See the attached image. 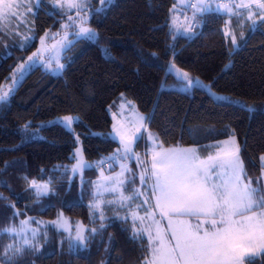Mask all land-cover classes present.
<instances>
[{"label": "trees", "instance_id": "obj_1", "mask_svg": "<svg viewBox=\"0 0 264 264\" xmlns=\"http://www.w3.org/2000/svg\"><path fill=\"white\" fill-rule=\"evenodd\" d=\"M48 1L32 7L35 12L28 20L35 38L24 47L13 32L0 31V91L13 88L0 102V230L17 228L22 220L47 221L60 212L87 226H100L101 214L96 212L92 220L90 207L97 168L83 170L81 176L88 179L81 185L69 165L76 136L91 161L118 145L107 134L109 109L121 94L146 115L148 126L166 146L204 145L236 136L247 177L257 184L264 152V20H257L255 30L246 22L235 48L232 37L225 35V23L248 14V9L232 16L211 8L197 12V0L193 6L185 0L177 11L180 25L198 26L174 34L169 21L175 0H112L103 2V8L100 0H93L87 23L95 38L78 37L61 52V73L32 65L14 86L20 76L16 66L37 47V36L58 26L65 14L48 9ZM183 73L199 86L189 88L187 80L179 88L165 86L178 83ZM68 114L77 116L72 130L51 122ZM204 148V155L212 150ZM33 179L48 181L53 191L37 197ZM108 213L103 215L105 226L82 249L70 248L63 228L40 226L39 250L24 246L14 264H145L146 237L135 238L130 219L121 213ZM16 237L0 233V254L10 244L23 246ZM244 264H264V252L244 257Z\"/></svg>", "mask_w": 264, "mask_h": 264}, {"label": "snow or ice", "instance_id": "obj_2", "mask_svg": "<svg viewBox=\"0 0 264 264\" xmlns=\"http://www.w3.org/2000/svg\"><path fill=\"white\" fill-rule=\"evenodd\" d=\"M111 2L112 0H107V4ZM65 3L69 10L75 8L79 12L87 9L90 0H65ZM251 4L264 9V0H249L248 3H242L237 7L249 8ZM23 6L16 0H0V21L5 18H18L20 16L18 10ZM95 11L100 12L102 9H95ZM195 19L194 15L193 20ZM260 19L264 20V16ZM69 21L67 27L72 26L71 16ZM23 22L21 20V23ZM80 23L83 24L85 21L81 20ZM196 26L198 25L193 23L185 31H191ZM253 30H255L254 26ZM0 31H3L2 24H0ZM229 34L225 32L226 36ZM76 35L86 39L95 38L93 30L83 26L79 28ZM46 36L41 37L42 45ZM232 43L236 44L235 36L232 37ZM43 50L38 49L28 57L26 64L20 66L17 71L21 79L24 72L30 70L36 63V58L43 54ZM63 67V64H58V68ZM184 80H187L189 88L199 86V81L189 79L187 73H183L181 77V81ZM18 82L14 80L13 84ZM8 95L9 93L0 95V102L5 101ZM137 118L141 122L148 119L143 116ZM62 122L71 130L72 117H64ZM142 127L143 123L141 127L131 132L117 129L116 135L120 138L121 147L107 161H100L99 166L102 167L106 162L130 159V154H134L132 145L143 138ZM150 140L158 149L151 152L150 162L135 155L138 166L141 167L139 179L142 191L133 190L131 195H124L125 185L130 181L120 177L124 176L125 172L131 171L124 164H120L121 172L116 176L105 177L108 183L103 186L108 192L120 193V207H130V202L144 196L137 207L143 209L145 216L133 214L134 218L141 221L143 227L137 229L134 225L133 235L143 241L146 234L149 255L145 258V264H242L241 258L246 253L254 252L257 248L264 250V195L260 194L262 191L260 182L257 181L258 186L253 187L252 180L247 178L243 161L239 156L240 149L234 137L218 142L213 146L216 149L215 154H209L206 158H201L198 149H164L162 145L156 144L155 137H150ZM79 152L80 149H77V153ZM260 159L261 167L264 168V156ZM82 167H89V165L84 164ZM76 170L74 167L73 172L75 173ZM31 186L35 189L37 197L48 195L53 191L48 184L37 185L36 181H32ZM101 195L99 190L93 194L94 202L90 205L93 216H96V210L100 208ZM103 203L111 205L115 202L107 200ZM157 213H159V219ZM182 217L194 218L195 222ZM98 219L101 221L99 229L83 230L77 227L74 238L71 234V226L64 229L69 232L70 248L82 249L87 246V241L104 227L102 221L105 217L101 214ZM161 220L167 221L166 229L162 226ZM29 223L28 220H22L19 231L15 226L0 230V233L17 235L24 233L23 246L14 247L10 244L0 254L2 264H14V257L25 251L24 246L35 251L39 250L40 229H30L32 234L28 237L26 226ZM51 223L54 227H62L55 221ZM85 231L89 234L86 235ZM46 238L45 231L43 239L46 240Z\"/></svg>", "mask_w": 264, "mask_h": 264}, {"label": "rangeland", "instance_id": "obj_3", "mask_svg": "<svg viewBox=\"0 0 264 264\" xmlns=\"http://www.w3.org/2000/svg\"><path fill=\"white\" fill-rule=\"evenodd\" d=\"M41 1L42 0H16L17 3L24 5L23 7H20L18 10L20 13V16L18 18H12V19L5 18L3 21H0V24H2L3 29L6 30V32H8V33L13 32L14 35H12V37L17 42L19 41L21 45H23V44H25V42H28V41L32 40L33 38H35V33L32 32V29H33L32 21L30 22L28 20V18L31 14H33L35 12L32 7L33 6H37V7L41 6ZM176 1H177L178 6H179V4H183L182 6L184 7L185 3L183 0H175V2ZM235 1L236 0H231L228 2H222V3L225 5H229V4L231 5ZM241 1H243V3L249 2V0H241ZM100 2L101 3L99 5V7L103 8L102 7L103 2L107 3V0H100ZM197 2L200 3V5H198V7L196 8V11L202 10V9L208 10L211 8V9H214L216 11H217V9H219V11H218L219 13L222 12V13H225L229 16L232 14V12H231L232 9L228 6L226 7L222 4H220L221 2L218 3L216 1H213V4H209L208 6H206L207 4L205 5V0H197ZM48 3L50 4L49 5L50 7H48L47 5H46V7L48 9H50L51 11L52 10L53 11L54 10H61L62 13H65V14H64V16L61 17L62 21L60 22V24L58 26L47 28L44 31H42L43 32L42 35L37 36L38 45L34 50H32V52L29 54L28 57L32 56V54L34 52H37L38 49H44L43 54L40 55L38 58H36V63H34L33 65H39L43 69H46V70L52 72L53 74H55V73H61L62 69H63V68L62 69L58 68V64H63L61 62V55H62L61 52L64 51L65 48L68 45H70L72 43V41H74L76 38L82 37V36L76 35V33L79 32V28L81 26H83V27H88V28L92 29L90 26H88L87 22L89 20L88 18L90 17V13L92 10L91 7H89V6L93 3V0H90V3H89L86 10H80L79 12H77V10L75 8L69 10L66 3H65V0H49ZM182 6L179 8L181 9ZM28 9H31V11H28ZM182 9L180 10V12L182 11ZM247 9H248V14H244V15L238 14V16H241V17L237 16L233 20L228 19V20H226V23H225L226 24L225 25V32L230 33L229 35L231 37L235 36V38H236V44L234 45L235 48L238 47V44H237L238 40H241L244 36V34L242 32V28L244 27V25H246V22L250 23L252 26L255 27L257 20L260 19L261 16H264V9L258 8V6L256 4H251L250 7ZM14 11H15V9H14ZM72 11H74V12L71 13ZM25 13H27V14L24 15ZM170 15H171V17H170V21H169V26L172 29H175V23L178 19V15H176L177 17H174V15L172 14V11H171ZM69 16L72 17V21H71L72 26L71 27L66 26L70 23ZM21 20H23L24 22L21 23ZM81 20L85 21V23L81 24L80 23ZM182 20L183 19H181L180 21H182ZM178 23L181 24V22H178ZM184 24H185L186 28L188 29L189 28L188 24L186 22ZM93 32L95 33L94 30H93ZM46 34H47V36H46ZM229 35H227V36H229ZM45 36H46L45 42H44V45H42L41 44V37H45ZM69 41H71V43H69ZM26 62H28V58L26 60H24L23 62L19 63L16 66L17 67L16 69L18 70L20 68V66L23 64H26ZM17 70H16V73L19 72ZM18 81H21L20 76H19ZM177 82L178 83H172V84L168 83L165 86L166 87H168V86L174 87L175 86V87L179 88V87H182L184 85V83L181 80H179ZM11 88L12 87H8L6 89H3L2 91H0V95H3L4 93L10 94L11 91L13 90V88L12 89ZM120 96L122 97V100H120V98H119L116 101L113 108L109 109V114H110V117L112 119V124L110 127V131L107 134L109 138L116 140L118 142V145L115 147V149L110 154L104 156L101 159H94L93 161H91V160H88L86 158L85 154L83 153L82 143H81L79 137L76 136L75 142L77 143V145L73 149V152H72L73 161L70 163L69 166H70V172L72 173V175L74 174V175L79 176L78 181H80L79 183L81 185H82L83 179H85V180L88 179V175H86V174H85L86 175L85 177L81 176L83 170L86 168L96 167L97 168V174L95 175L93 180H91L92 181V187H93L92 191H93V194L95 192H97V190H99L102 193V195L100 196V200L102 202L100 204V208L97 209L96 212H99L102 215H109L108 210H110V212L114 215H115L114 212L119 213V214L121 213L122 216L124 215V217H126L127 219H130L131 227L133 230L134 225L137 229L143 227V225L141 224V221L138 218H134L133 214H136V216H145V212L143 211V209L137 207V205L141 204V202L143 201L144 196H140L139 199H137L133 202H130V207H120V193L119 192H116V193L108 192L104 189L103 186L106 183H108L105 180V177L116 176L118 173L121 172L120 164H124V165H126L127 168L131 169L130 172H125L124 176L120 177L121 179H125L127 181H130V183H127L125 185L124 195H126V196L131 195L133 190L142 191L141 183H140V179H139L141 167L138 166V161L135 159V155H139L140 159L147 160L150 162L151 152L153 150H158V149H156L155 145L152 144L150 137H155L156 144L162 145V147L164 149H171V148L198 149L199 154L201 155V158H206V156L209 154H213V155L215 154L216 149H214L213 151H209V152H207V154L204 155L203 152L205 151V148H204L205 146L216 145L218 142L230 140V138H232V137L235 138V143L239 146L240 150H241V147H240L239 139L234 135L227 136L224 139L215 140L214 142H208V143H205L204 145L203 144L202 145H199V144H193V145L171 144L169 146H166L162 143V141L158 137V134L156 133V131H154L152 128H150L148 126L147 119L143 122L138 120V118H137L138 116L146 117V115L138 110V108L135 105V103L133 102V100L127 99L122 94ZM64 117H72L73 123L77 119L76 115L68 114V115H63V116L62 115L57 116L54 119H52L51 122H57L58 121L64 125V123L62 122ZM73 123L71 125V130L73 129ZM141 123H143V127L141 129V131L143 133V138L140 139L141 140V146H137V142L134 143V145H132L134 154H130L131 158L128 160H118V161H114V162H109V165L103 164V166L100 167L99 166L100 161L108 159L109 157H112L113 154L117 152V149L121 147L120 138L116 135L117 129H119L121 131L128 130L129 132H131V131H135L136 128L141 127ZM114 126H115V128H114ZM77 149H80L79 153H77ZM239 156L243 161V166H245L244 159L242 158L241 152H239ZM262 156H264V152H262L260 154V157H262ZM84 164L89 165V167H82V165H84ZM261 164H262V161L260 159V168H261L262 173H264V168L261 167ZM148 166L150 167V163ZM74 167L77 169L75 173L73 172ZM261 171L259 173L258 180H259L260 186L262 188V191L260 194L264 195V175L261 174ZM32 181H36V180L33 179ZM252 182H253V180H252ZM36 183H37V185H44V184L49 185L48 181L43 182V181L37 180ZM88 183H90V181H88ZM149 183H151V182H149ZM252 186L257 187L258 185L253 182ZM107 200L114 201L115 203H113L111 205L103 203V201H107ZM93 202H94V199L91 200L90 205H92ZM153 203H154V200H153ZM91 217H92V220H94L95 216H93V214L91 215ZM157 218L159 219V213H157ZM182 219L191 220L193 223L195 222V219L191 218V217H182ZM53 221L57 222V224H59V225H62V227H59L60 229H62V228L65 229V228H68L69 226H71V234H72L73 238L75 237L77 227H80L83 230H88V229H92V228H98V229L100 228V226L98 225L99 223L98 224L94 223V224H91L92 226H89V225L87 226V225L83 224L81 221L74 219V218L73 219L68 218L62 212H60L57 215V217H55L53 219H50L47 221L39 220V221H36L34 223L30 222L26 226L28 229L26 232L27 236L31 237L32 233H31L30 229L39 228L40 226L45 225L46 223L50 224ZM37 222H39V223H37ZM145 223H147V221ZM161 224L165 229L167 228V221L166 220H161ZM20 226L17 227V231H19ZM66 232L69 233L68 231H66ZM85 234L88 235L89 233L87 231H85ZM15 235H17V234H15ZM145 237H146V234H145ZM16 238H17L16 243H19V242L23 243L24 233L17 235ZM76 248H79V247H76ZM261 252H264V250H260L257 248L254 252L246 253L244 256H252L254 254L255 255L260 254ZM243 257L241 258L242 264H244Z\"/></svg>", "mask_w": 264, "mask_h": 264}, {"label": "crops", "instance_id": "obj_4", "mask_svg": "<svg viewBox=\"0 0 264 264\" xmlns=\"http://www.w3.org/2000/svg\"><path fill=\"white\" fill-rule=\"evenodd\" d=\"M183 1H185V0H183ZM210 2V1H209ZM237 2V3H236ZM198 3V2H197ZM243 3V1H241V0H236L234 3H232L231 5L229 4V5H225V4H222V5H224V6H228V7H230L231 9H232V14L230 15V16H232L233 15V13H235L236 11H243V10H246L247 8H243V7H237V5H240V4H242ZM175 7H174V9H173V15H174V17H177L176 15H177V11H179L180 10V8L179 7H181L183 4H179V6H178V4H177V1L175 2ZM209 4H213L212 2H210ZM208 4V5H209ZM198 5H200V3H198L197 4V7H198ZM206 5V4H205ZM208 5H206V6H208ZM196 7V8H197ZM182 8H183V6H182ZM203 10V9H202ZM198 12V11H197ZM179 15H178V19H177V21H176V23H175V29H174V34H177V33H183V34H186V33H188V32H186L185 30L187 29L186 28V26H183V25H180L179 23ZM120 100H122V97L120 98ZM119 100V101H120ZM230 136V135H229ZM214 145H209V147H211L212 148V150H210V151H213L215 148L213 147ZM260 155H259V161H260ZM261 174H262V171H261ZM255 255V254H254ZM254 255H252V256H254ZM244 257H247V256H244ZM244 257H243V261H244Z\"/></svg>", "mask_w": 264, "mask_h": 264}, {"label": "built area", "instance_id": "obj_5", "mask_svg": "<svg viewBox=\"0 0 264 264\" xmlns=\"http://www.w3.org/2000/svg\"><path fill=\"white\" fill-rule=\"evenodd\" d=\"M211 0H207V2H209ZM214 1V0H213ZM215 1H218V2H228V1H231V0H215ZM195 3H194V0H188V5L189 6H193ZM183 19V18H182ZM105 161H107V159H105ZM104 164H107L109 165V162H106Z\"/></svg>", "mask_w": 264, "mask_h": 264}]
</instances>
